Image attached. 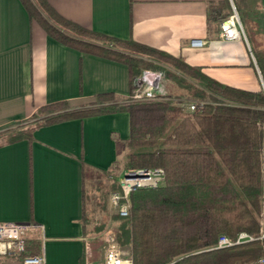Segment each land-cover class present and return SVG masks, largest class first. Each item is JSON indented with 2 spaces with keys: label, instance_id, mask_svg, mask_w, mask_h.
<instances>
[{
  "label": "crops",
  "instance_id": "1",
  "mask_svg": "<svg viewBox=\"0 0 264 264\" xmlns=\"http://www.w3.org/2000/svg\"><path fill=\"white\" fill-rule=\"evenodd\" d=\"M46 1L86 29L163 51L219 83L260 90L264 0H233L247 44L218 38L231 0ZM199 38L206 43L188 45ZM129 87L125 64L54 41L19 0H0V129L54 100L78 106L97 94L125 98ZM128 136V114L117 112L41 126L29 141L1 145L0 222L39 223L44 264H102L99 233L88 226L83 233L80 223L82 164L88 176L106 170L126 154Z\"/></svg>",
  "mask_w": 264,
  "mask_h": 264
},
{
  "label": "trees",
  "instance_id": "2",
  "mask_svg": "<svg viewBox=\"0 0 264 264\" xmlns=\"http://www.w3.org/2000/svg\"><path fill=\"white\" fill-rule=\"evenodd\" d=\"M19 2L54 41L125 64L129 94L133 78L143 68L153 67L163 70L167 79L184 87L187 96L201 104L192 112H183L169 96L132 101L111 93L97 94L78 106L54 100L37 107L29 122L0 129V146L29 141L34 129L41 126L126 112L129 136L123 140L126 154L122 163L115 162L93 175L107 178L119 168L156 167L164 174L161 185L130 193L126 216L114 215L117 244L127 252L131 264H250L261 257L264 238L222 248L214 244L220 234L233 238L245 231L258 236L262 92L219 83L163 51L86 29L58 15L46 0ZM209 93L227 102H208ZM89 174L82 164L83 196L84 177ZM112 183L109 189L118 190L116 182ZM90 221L83 206V233ZM97 230L94 224L89 229Z\"/></svg>",
  "mask_w": 264,
  "mask_h": 264
},
{
  "label": "built area",
  "instance_id": "3",
  "mask_svg": "<svg viewBox=\"0 0 264 264\" xmlns=\"http://www.w3.org/2000/svg\"><path fill=\"white\" fill-rule=\"evenodd\" d=\"M218 38L220 40H243L246 43L244 30L235 9L218 23ZM204 39H190L188 45L200 47ZM260 91L264 96V79L260 75ZM162 77L157 71L143 69L132 80V90L127 96L132 101H150L159 96L156 92L161 84ZM175 105L183 112L194 111L198 104L196 100L180 99L174 101ZM263 137L261 149L262 163V193L260 200V228L258 236H253L245 231H239L233 238L224 234L218 235L214 244L215 248H222L234 244L249 242L264 238V122L261 123ZM139 173V176L125 177V173ZM108 179L115 178L118 190L108 194L107 205L118 217L127 215L129 195L137 189L155 188L162 184L163 170L156 168L123 169L116 177L109 174ZM42 226L35 222H0V264H44L41 252L40 234ZM103 260L102 264H131L127 252L119 247L116 241V229L108 228L103 232ZM252 264H264V256L258 257Z\"/></svg>",
  "mask_w": 264,
  "mask_h": 264
},
{
  "label": "rangeland",
  "instance_id": "4",
  "mask_svg": "<svg viewBox=\"0 0 264 264\" xmlns=\"http://www.w3.org/2000/svg\"><path fill=\"white\" fill-rule=\"evenodd\" d=\"M232 1L233 8L237 12V15L240 19V22L242 24L244 33L246 34V28L244 26V19L242 18L241 14L237 10V7L235 3ZM229 7V6H228ZM229 12H231V9L229 7ZM246 36V35H245ZM169 67H166L164 69H167ZM143 69H148V70H153L157 71L161 77V84L159 86L158 91L156 92L159 96H169L170 98H174V101H178L180 99H188L191 100L190 97L187 96V90L182 87L181 85L174 83L173 81L169 80L165 76V72L161 69L158 68H153V67H145ZM142 69V70H143ZM206 101L211 102V103H222V102H227L224 98L220 97L219 95H216L214 93H209L206 98ZM32 115L29 116L28 118L22 120L21 122H16L10 125V127H15L18 126L20 123H27L31 120ZM124 157H122L119 161L118 164L120 165L122 163ZM122 168H119L114 172V174H111L113 177L118 174V172ZM112 182H116L115 178L113 179H108V178H99L94 176L93 174L91 176H86L84 178V189H85V212L87 213L89 219L92 221L87 224L86 227L87 230L90 229L91 225L94 224L98 230L96 232L99 233L100 237V242L102 245V253H103V232L108 229V228H115L117 230V223L118 221L114 218L113 212L107 205V198L108 194L113 191L110 190V186L113 185ZM100 184V185H99ZM261 200V198H260ZM259 213L260 209L258 211V221L260 222L259 218ZM102 223V224H101ZM86 231V230H85ZM90 232V231H89ZM262 240V239H259ZM121 249L122 247L119 246ZM262 248H263V253L261 256H264V239L262 240ZM252 263V262H251ZM250 263V264H251Z\"/></svg>",
  "mask_w": 264,
  "mask_h": 264
},
{
  "label": "water",
  "instance_id": "5",
  "mask_svg": "<svg viewBox=\"0 0 264 264\" xmlns=\"http://www.w3.org/2000/svg\"><path fill=\"white\" fill-rule=\"evenodd\" d=\"M139 175H140L139 173H133V172L124 174L125 177H134V176H139Z\"/></svg>",
  "mask_w": 264,
  "mask_h": 264
}]
</instances>
